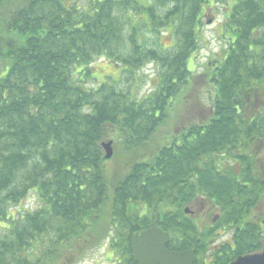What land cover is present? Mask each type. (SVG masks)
<instances>
[{
	"label": "trees",
	"instance_id": "16d2710c",
	"mask_svg": "<svg viewBox=\"0 0 264 264\" xmlns=\"http://www.w3.org/2000/svg\"><path fill=\"white\" fill-rule=\"evenodd\" d=\"M210 3L0 0V17L14 8L3 28L0 19V264H76L111 232L112 256L136 264L131 237L154 226L169 234L168 250L192 251L194 264L262 251L263 222L245 217L264 197V175L253 165L264 154V0L227 6L221 29L230 42L205 69L214 91L208 122L165 137L112 189L104 174V141L124 132V147H148L170 109L196 79L203 83L188 63ZM101 59L121 68L120 83L110 77L88 88ZM147 65L157 70L155 84L139 96ZM30 193L39 202L32 211L21 207ZM199 200L219 213L205 232L184 214ZM220 230L232 231L231 244L206 263Z\"/></svg>",
	"mask_w": 264,
	"mask_h": 264
},
{
	"label": "rangeland",
	"instance_id": "374dc122",
	"mask_svg": "<svg viewBox=\"0 0 264 264\" xmlns=\"http://www.w3.org/2000/svg\"><path fill=\"white\" fill-rule=\"evenodd\" d=\"M152 1V0H151ZM234 0H211L210 7L204 9V19L202 21L203 26L200 29V44L199 50L194 53L191 64L188 63V70L192 72V78L204 77V81H195V85L189 88L185 95L182 96L180 103L176 105V108L170 109L167 113V121L159 130L158 135L152 140L151 144L146 147L145 145L134 146L133 148H126L121 145V141L125 139L126 134L121 133L120 136H113L104 142H112L113 155L110 160L104 163V174L108 181V187L113 188L116 181L124 177L127 173L128 166L131 163L143 162L150 159L153 156L154 148L157 143L164 144L165 137L175 135V132H181L194 125H204L211 117V101L214 98V91L208 83V79L205 76L206 67H211L213 63H216L222 56H224L225 50L230 42V37L225 36L222 32L221 26L225 21V13L229 11L227 6H230ZM12 7L9 11H3L0 19L6 20L13 12ZM2 22V28L3 23ZM165 37L163 33L162 38ZM164 46L171 44L170 40H163ZM91 73L97 78L96 82H89L88 88H93L97 84L107 81L110 77L115 83L121 80V68L107 63L104 59L96 61L91 65ZM157 70L152 65H147L139 74L140 79L139 89L136 91L139 96L148 95L153 91L155 84L154 78ZM111 80L108 83H114ZM107 83V82H106ZM255 149H253L254 151ZM252 151V152H253ZM134 161V162H133ZM255 169L260 170L264 175V154L256 158V162L253 163ZM237 164H232V171L238 174ZM111 192L108 193V202L106 203L103 213L105 217H108L110 208ZM194 202V201H193ZM190 203L188 208V216L192 219L194 225L201 232L207 231L208 228L214 227L216 223L211 222L214 216L218 215V208L210 201H195ZM39 205V202L34 193H30L21 207L24 210H35ZM17 208H14L15 211ZM107 219H104L106 223ZM245 221H253L259 223L263 222L261 226L264 237V197L261 202L251 211L249 217H245ZM220 235L214 238L215 241L212 245L206 246L204 255L202 256L206 263H210L212 254L221 244H231L232 231L218 232ZM114 238V232H111L108 239L103 241L100 248L87 252L83 258L76 264H119V258L112 256V252L109 250L108 245L110 239ZM117 255V254H115Z\"/></svg>",
	"mask_w": 264,
	"mask_h": 264
},
{
	"label": "water",
	"instance_id": "95a60500",
	"mask_svg": "<svg viewBox=\"0 0 264 264\" xmlns=\"http://www.w3.org/2000/svg\"><path fill=\"white\" fill-rule=\"evenodd\" d=\"M101 148L104 159H111L112 142H103ZM188 214V209H185ZM217 220L214 218L213 223ZM170 241L168 233L154 226L132 236L130 240L131 254L136 264H194L191 251L174 252L166 248ZM230 264H264V248L261 253L239 257Z\"/></svg>",
	"mask_w": 264,
	"mask_h": 264
},
{
	"label": "flooded vegetation",
	"instance_id": "af4514ba",
	"mask_svg": "<svg viewBox=\"0 0 264 264\" xmlns=\"http://www.w3.org/2000/svg\"><path fill=\"white\" fill-rule=\"evenodd\" d=\"M193 203H195V201ZM211 222H213V220Z\"/></svg>",
	"mask_w": 264,
	"mask_h": 264
}]
</instances>
